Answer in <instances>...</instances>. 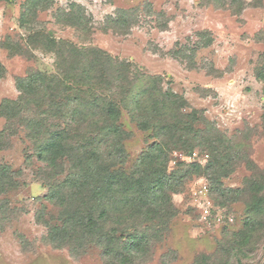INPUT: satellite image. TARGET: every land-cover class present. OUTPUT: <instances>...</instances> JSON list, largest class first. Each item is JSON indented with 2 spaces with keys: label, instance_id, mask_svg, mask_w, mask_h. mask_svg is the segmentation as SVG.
Here are the masks:
<instances>
[{
  "label": "rangeland",
  "instance_id": "374dc122",
  "mask_svg": "<svg viewBox=\"0 0 264 264\" xmlns=\"http://www.w3.org/2000/svg\"><path fill=\"white\" fill-rule=\"evenodd\" d=\"M33 1L0 2V106L18 103L19 80L47 81L30 88L22 107L0 110V264H114L90 242L78 251L44 242L39 216L60 224L67 210L61 202L71 190L62 183L69 162L83 154L52 169L36 160V150L59 131L68 146L88 151L95 143L131 172L153 134L138 128L127 93L119 92L127 64L132 74L160 77L163 91L182 96V112H196L230 158L215 182L204 173L211 152H172L168 173L188 168L193 174L182 190L165 187L167 202L157 195L149 220H123L147 235L133 264H264V0ZM24 13L29 31L20 25ZM49 38L63 43L49 46ZM89 62L97 67L92 84L80 75ZM110 98L124 108L116 126L126 132L112 145L102 141L111 126L99 116ZM31 118L39 119L38 128H30ZM219 187L225 199L216 197ZM256 201L259 214L248 215L246 207ZM112 210L116 220L120 209Z\"/></svg>",
  "mask_w": 264,
  "mask_h": 264
},
{
  "label": "trees",
  "instance_id": "16d2710c",
  "mask_svg": "<svg viewBox=\"0 0 264 264\" xmlns=\"http://www.w3.org/2000/svg\"><path fill=\"white\" fill-rule=\"evenodd\" d=\"M25 16V13L21 15L20 25L29 31ZM45 41L49 46L63 43L56 42L54 38ZM106 58L112 65L114 61L110 57ZM84 65L81 67L80 75L88 84H92L95 79H91V74L97 67L95 64L91 66L90 62ZM126 67L128 71H125V77L120 81L119 92L127 93L125 105L131 107L128 112L138 128L145 133L153 134L152 143L132 165L131 172L123 166L118 167L117 163L109 159V154L105 155L103 148L94 145L95 143L88 151L87 146H68L59 131L42 141L36 150V160L52 169L58 168L61 163L64 165L65 159L74 158L73 155L79 157L81 153L85 157L82 161L80 160L82 156L71 161L68 159L69 164H72L71 170L62 186L68 183L71 190L69 198L62 199L61 202V207L64 206L67 210L60 216V224L47 222L43 213L39 216L38 220L42 221L46 230L44 242L55 249L69 248L76 251L83 250L90 242L99 248L104 260L109 262L113 260L114 264H133L140 256L137 253H144L148 243L144 232H139L133 226L134 223L125 225L123 220L126 217L130 221L136 218L149 220V217L157 212L156 207L160 200L157 195H163L164 198L165 194L168 197L169 190L171 192L182 190L183 181L189 180V176L193 174L185 171L188 168L168 173L169 157L173 151L191 153L198 147L202 151L211 152L212 161L208 163L204 173L209 180L215 182L220 178L219 174L226 173L230 162L227 149H220L216 145L207 129L201 126L196 112L192 111L190 114L182 112L187 106L182 96L163 91L160 88V77L141 76L135 72L132 74L130 65L127 64ZM127 72L132 75L133 82L129 81ZM46 82L41 77L31 76L19 80L17 89L22 97L18 103L4 100L0 110L22 107L23 97L32 96L30 88L44 86ZM123 111L120 103L119 105L113 103L112 98L105 100L99 107L102 123L109 122L111 126L102 139L108 145L118 144L126 137V132L116 126L123 116ZM30 123L32 124L30 128H38L39 119L31 118ZM194 173L200 172L196 169ZM165 187L169 190L166 191ZM58 192L52 190L50 197L57 199ZM215 192L218 199H225L228 194H225L221 187ZM166 200L167 198H164V203ZM117 208L120 209V215H117L119 217H116V221L112 216L115 214L112 209L117 211ZM259 208L256 201L247 206L246 211L248 215H257L260 212ZM164 214L162 212V219L169 220L170 216ZM238 240H245L243 233L239 234ZM110 263L112 264V261Z\"/></svg>",
  "mask_w": 264,
  "mask_h": 264
}]
</instances>
